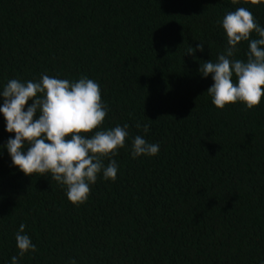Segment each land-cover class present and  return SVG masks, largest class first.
I'll list each match as a JSON object with an SVG mask.
<instances>
[{
    "label": "trees",
    "instance_id": "trees-1",
    "mask_svg": "<svg viewBox=\"0 0 264 264\" xmlns=\"http://www.w3.org/2000/svg\"><path fill=\"white\" fill-rule=\"evenodd\" d=\"M238 7L264 28V0H0V92L11 79L86 76L108 110L98 130L128 125L103 161L116 179L101 172L73 205L51 174L12 165L0 114V264L19 255L21 224L36 251L17 264H264V97L217 109L199 74L227 47L218 21ZM237 49L246 60L249 41ZM137 135L159 153L133 158Z\"/></svg>",
    "mask_w": 264,
    "mask_h": 264
},
{
    "label": "clouds",
    "instance_id": "clouds-1",
    "mask_svg": "<svg viewBox=\"0 0 264 264\" xmlns=\"http://www.w3.org/2000/svg\"><path fill=\"white\" fill-rule=\"evenodd\" d=\"M250 2L255 5L259 0ZM218 23L226 34L227 47L215 62H201L199 74L205 79L211 76L213 83L207 94L217 109L240 102L252 110L264 97V28L246 7L227 12ZM253 32L258 38L250 40ZM242 41H249L247 59H234ZM204 48L202 43L196 48L190 45L186 55L203 53ZM0 99L6 131L14 133L5 147L12 165L25 176L51 174L52 180L66 188L67 199L73 205L86 202L90 185L96 183L101 172L104 180L116 179V161L110 159L106 167L103 161L125 147L128 125L98 130L108 110L97 82L86 76L75 82L48 75H42L39 81L11 79L0 92ZM144 131H148L147 125ZM159 151V144L148 143L142 136L137 135L132 141L133 158L156 156ZM24 232L25 225L21 224L15 234L19 255L12 257V264L29 251H36Z\"/></svg>",
    "mask_w": 264,
    "mask_h": 264
}]
</instances>
